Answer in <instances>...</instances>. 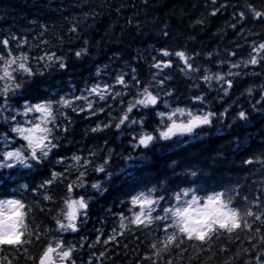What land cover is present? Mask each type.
<instances>
[{
    "label": "trees",
    "instance_id": "obj_1",
    "mask_svg": "<svg viewBox=\"0 0 264 264\" xmlns=\"http://www.w3.org/2000/svg\"><path fill=\"white\" fill-rule=\"evenodd\" d=\"M248 4L264 12V0H0V199H20L27 226L19 245L0 246V264H32L57 242L70 251L67 264H255L264 249L255 219H264V63L247 61L260 55L251 48L264 23ZM241 10L246 19L232 28ZM154 58L172 66L154 68ZM145 88L156 105L138 104ZM38 102L52 106L46 143L56 145L39 162L13 131L40 123ZM177 109L212 113L211 123L138 143L162 130L157 112ZM21 150L22 159L4 160ZM217 193L241 227L217 226L204 240L180 233L172 213ZM141 194L151 211L132 204ZM68 200L86 205L75 232L60 227Z\"/></svg>",
    "mask_w": 264,
    "mask_h": 264
},
{
    "label": "clouds",
    "instance_id": "obj_2",
    "mask_svg": "<svg viewBox=\"0 0 264 264\" xmlns=\"http://www.w3.org/2000/svg\"><path fill=\"white\" fill-rule=\"evenodd\" d=\"M215 79L219 80L221 79V77H215ZM35 104H41L43 106L39 110L35 109V111L40 114L38 117L40 123H36L33 127H29L27 129L15 128L13 129V131L18 132L23 136V139L27 142V149L30 151L31 158L39 162V156L37 155V153H39L40 156L47 157L49 155L48 150L53 147L50 141L48 143H46V141H48V137L52 134V129L49 128L47 125L50 121L54 122V117L52 115L51 105H45L40 102ZM25 105L26 102L21 108L24 111H26V109L27 111H30V109H28ZM140 105L148 107L152 104ZM156 116L159 120V125L162 130L156 136L151 135V139L148 140V143L146 145H141L143 147L148 146L150 142H153L154 140H167L177 135L191 134L198 127L209 125L211 123V120H209L208 123H194L195 118L202 119L204 117V114L198 115L193 111H188L187 113H185L183 109H177L167 114L163 111H160L156 113ZM178 116L183 118L180 122H177ZM162 132L166 133V135L161 136L160 134ZM168 133H170V135ZM22 151L23 150L10 151L11 155L8 157H5L3 153L4 160L7 161L9 157H12L14 159H22ZM15 200L16 199L14 198H9L5 202L4 199H0V201H4L3 203H0V238H14L20 232H24L27 230L24 218L22 226L18 227V225H21V209L19 205L15 202ZM188 205V207L183 208L179 216L173 215L172 213V216L174 218L173 225L178 228L180 233L183 234H185V229L195 233L204 232L205 230L211 231L217 226L219 227V225L215 223L217 214L226 212L227 210L231 209L229 204H226L223 208H206L204 203L203 207H200L197 206L196 200L194 202L192 200L188 201ZM73 210H75V212L78 214L81 209L78 205L74 207L71 205H67L66 212L71 213ZM176 221H179V223L177 224ZM68 230H70V228L62 229V231ZM55 255L58 256L57 252H55Z\"/></svg>",
    "mask_w": 264,
    "mask_h": 264
},
{
    "label": "snow or ice",
    "instance_id": "obj_3",
    "mask_svg": "<svg viewBox=\"0 0 264 264\" xmlns=\"http://www.w3.org/2000/svg\"><path fill=\"white\" fill-rule=\"evenodd\" d=\"M216 0H213V3H215ZM221 7H224L223 5H221ZM248 12L251 13V16L253 17V19L255 20V18H261L260 22L264 23V12L262 11H257L253 8V6L251 4L246 5ZM217 10H213L211 13H209V15L214 16L216 14ZM236 20L235 22L231 25L232 28H236L238 25H240L241 21H244L246 19V13L241 10L238 13H236ZM199 23V21H198ZM74 31V30H73ZM243 31V28L241 27V32ZM169 34L167 32L163 33L164 37H167ZM4 43L7 45V41H4ZM163 53L164 57H169L170 54L167 51L161 50ZM251 52L252 53H257L259 52V56L257 55H252L250 60L247 61V63H250L252 65H257L258 63H264V40H262L259 43V46H253L251 48ZM77 55H79V53H77ZM175 55L177 57H179L181 60L185 59L184 53L177 51L175 53ZM229 56H234L235 52H229L228 53ZM155 59V58H154ZM23 67V65H21ZM172 66L170 59H155V63L153 64L154 68H158V69H164V68H170ZM61 68L65 67V64L61 63L60 64ZM133 71H135V69H133ZM256 73H253V75H255ZM134 81L136 80V78H133ZM118 83H123V78L121 77L118 81ZM229 86H231L232 82H228ZM160 86H164V81H160ZM93 91H96V89H93ZM225 92L228 91L227 88L224 89ZM169 93H166V95H169ZM261 95H264V92L261 93ZM101 99H104L103 96H101ZM196 100H199V97H195ZM61 103L63 104H68L69 102L67 100H61ZM257 103H260L259 101H257ZM138 104H152V105H156L157 104V96L153 95L151 92L148 91L147 88L144 89V98L140 99L138 101ZM35 109L39 110L41 109L43 106L41 104H36L34 105ZM92 105L89 104L88 108L92 109ZM130 110H131V106H130ZM27 111V109H26ZM101 111H103V109H101ZM213 115L212 113L206 114L204 115V117L201 118H195L194 123H208L210 120V116ZM223 115V114H221ZM238 116L240 118H244L246 116V112L245 111H239L238 112ZM121 123H123V118L121 119ZM121 123H116L115 127L117 129H119L121 127ZM105 128L108 127V125H104ZM99 130V125H97L96 128L91 129L92 132H96ZM190 130V129H187ZM170 135V133H168ZM161 136L166 135V133H161ZM151 139V135H142L139 138L138 143L140 145H146L148 143V140ZM53 147H56L55 144H53ZM11 155L10 151H7L4 153L5 157H8ZM77 159H79V157H77ZM85 163H87V161H85ZM97 171H99V169H97ZM193 175H195V173H193ZM45 199H48V197H45ZM196 196H192V201L194 202L196 200ZM4 201H0V203H3ZM15 202L19 205L20 209L24 208V204L21 203L20 199H16ZM67 205H71V206H76L78 205L80 209L85 208V203L83 201L80 200H68L66 201ZM132 204H139L141 209H145L148 208L149 211H151L152 209L149 207L150 205H152V199L150 197H144L143 194H141V197L139 199H137L136 197L132 198ZM226 205V203L221 200L220 198V194L217 193L215 195H209L205 201V207L206 208H211V207H220L223 208ZM183 208H177L174 212L173 215L179 216L182 212ZM165 211H167V209H165ZM76 215L77 213L75 212V210H73L71 213L66 212L65 213V217L68 221L67 224H63L60 225L61 229H72L73 232L76 231L77 229V225H76ZM254 213L252 211H249L247 213V216L251 217L253 216ZM20 217H21V225H18V227L22 226L23 224V218H24V213L21 211L20 213ZM242 218L238 215V213L236 212L235 209H229L226 212L217 214L216 216V220L215 223H217L219 225L220 229H226L228 232H232L234 229L240 228L241 227V223L240 220ZM255 219L256 220H260L262 224H264V219L261 218L260 215L256 214L255 215ZM57 223L59 224V221H57ZM133 223L139 224L140 223V215L136 214L135 219L133 220ZM176 223L178 224L179 221H176ZM243 228L245 229H249L252 226L245 222L242 225ZM261 231L260 228L256 229V232L259 233ZM210 231L205 230L204 232H190L189 230L185 229V235L189 238H194L196 240H204L206 237V234H208ZM23 232H20L17 236H15L14 238H0V246H12L15 247L17 245H19L21 243V237H22ZM172 240V237L169 236L168 237V241L170 242ZM262 242H264V237L261 238ZM105 243L107 244V241H105ZM61 248V245L59 242L56 243V247L52 248V247H47L46 250H44L42 252V254H38L36 257H30V259L32 260V264H54L53 262V256L52 253L56 252V249ZM252 248L255 249L256 248V243L252 244ZM245 251L247 252L248 249H245ZM57 255L63 260V259H70L71 258V254L70 251H60L57 252ZM101 255H103V253H101ZM245 264H248L247 261H245ZM255 264H264V249H262L261 251H257L255 253Z\"/></svg>",
    "mask_w": 264,
    "mask_h": 264
},
{
    "label": "rangeland",
    "instance_id": "obj_4",
    "mask_svg": "<svg viewBox=\"0 0 264 264\" xmlns=\"http://www.w3.org/2000/svg\"><path fill=\"white\" fill-rule=\"evenodd\" d=\"M34 126V125H33ZM58 252H60V251H58ZM59 257V256H58Z\"/></svg>",
    "mask_w": 264,
    "mask_h": 264
}]
</instances>
